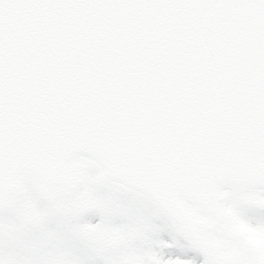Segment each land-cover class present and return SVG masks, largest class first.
Returning a JSON list of instances; mask_svg holds the SVG:
<instances>
[{"label":"snow or ice","instance_id":"1","mask_svg":"<svg viewBox=\"0 0 264 264\" xmlns=\"http://www.w3.org/2000/svg\"><path fill=\"white\" fill-rule=\"evenodd\" d=\"M0 264H264V0H0Z\"/></svg>","mask_w":264,"mask_h":264}]
</instances>
